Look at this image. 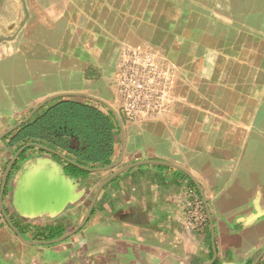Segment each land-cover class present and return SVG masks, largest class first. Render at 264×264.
<instances>
[{"label":"crops","instance_id":"1","mask_svg":"<svg viewBox=\"0 0 264 264\" xmlns=\"http://www.w3.org/2000/svg\"><path fill=\"white\" fill-rule=\"evenodd\" d=\"M137 46L170 72V113L125 122V140L117 122L111 163L94 168L121 159L107 170L78 174L25 148L0 206V264H207L213 245V264H254L264 251V0H0V193L30 144H11L24 124L3 135L51 96L116 107L118 60ZM143 161L187 170L202 192L175 167L144 164L95 199ZM191 192L208 217L202 231L187 225ZM14 229L29 242L71 235L31 245Z\"/></svg>","mask_w":264,"mask_h":264},{"label":"trees","instance_id":"2","mask_svg":"<svg viewBox=\"0 0 264 264\" xmlns=\"http://www.w3.org/2000/svg\"><path fill=\"white\" fill-rule=\"evenodd\" d=\"M119 133L117 121L109 110L70 97L55 100L37 111L29 122L14 131L11 144L21 143L24 147L28 143H38L55 147L72 154L79 164L94 169L111 163ZM10 136L12 133L7 138ZM73 137L80 141L78 150L70 148ZM71 167L78 174L88 173Z\"/></svg>","mask_w":264,"mask_h":264},{"label":"built area","instance_id":"3","mask_svg":"<svg viewBox=\"0 0 264 264\" xmlns=\"http://www.w3.org/2000/svg\"><path fill=\"white\" fill-rule=\"evenodd\" d=\"M115 82L116 103L126 120L141 124L170 113V72L152 50L143 46L124 49L118 60ZM185 208L188 227L202 231L208 217L197 193L189 194Z\"/></svg>","mask_w":264,"mask_h":264},{"label":"water","instance_id":"4","mask_svg":"<svg viewBox=\"0 0 264 264\" xmlns=\"http://www.w3.org/2000/svg\"><path fill=\"white\" fill-rule=\"evenodd\" d=\"M60 97H61V98H62V97H83V98H86V99H89V100H93V101H95V102H98V103L104 105V106H105V107H106V108H107V109H108V110L114 115V117L116 118V120H117V122H118V124H119V126H120V129H121V132H122L123 138H124V140H125V130H126V125H125V121H124V119H123V117H122L120 111L118 110V108H116V107H115L114 105H112L111 103H109V102H107V101H105V100H103V99H101V98H97V97H95V96H91V95L84 94V93H82V94H77V93H67V94H60V95H56V96H51L50 98L46 99L42 104H40V106L37 107V108L35 109V112H36L40 107H42L43 105H45L46 103H48L49 101H52V100H54V99H56V98H60ZM35 112L31 113V114L28 116V118H26L22 123H20V124H18L17 126L11 128V129H9V130H8L3 136H5V135L8 134V133L13 132L15 129L21 127L23 124H25L26 122H28V121L31 119V117L33 116V114H34ZM3 136H2V137H3ZM30 146H35V147L41 148V149H43V150H45V151H48V152H50V153H52V154H56V155L60 156L61 158H63L64 160H66L68 163H71V164H73L74 166H76L77 168H80V169H82V170H86V171H100V170H107V169H109V168H114V167L118 166V165L120 164V162H121V159H119L118 162H116L115 164H113V165L110 166V167L99 168V169H90V168H88V167L81 166V165H79V164H77V163H75V162L69 160V159L66 158L64 155H62V154H60V153H58V152H56V151H54V150H52V149H49V148L44 147V146H41V145H39V144L30 143V144L26 145L23 149H21V150L18 152V154H17L16 157L14 158L12 164H10V166L8 167V169H7V171H6V174H5V177H4V180H3V184H2L1 193H0V200H1V202H0V206H1V209H2V210H3L2 198H3L4 190H5V187H6V181H7V176H8V174H9V171H10V169H11L13 163L16 161L18 155H19V154H20L25 148L30 147ZM144 164H162V165H169V166L175 167V168H177V169H179V170L185 172L188 176H190V178H191L192 180H194V182L197 184L198 188L200 189V187H199L198 183L196 182V180L194 179V177H193V176H192L187 170H185V169H183V168H181V167H179V166H177V165L170 164V163H165V162L143 161V162H139V163L133 164V165H131V166H129V167H126V168L121 169L120 171L114 173L110 178H108V179H107V180H106V181L100 186L98 192L95 194V199L97 198V196H98L100 190H101V189H102V188H103L108 182H110V181L113 180L115 177H117L119 174H121L122 172H124L125 170H127V169H129V168H133V167L140 166V165H144ZM200 190H201V189H200ZM201 192H202V190H201ZM91 210H92V209H90V211H89V213H88V216L90 215ZM88 216H87V217H88ZM209 216H210V213H209ZM87 217H86L84 223H83L79 228H81V227L86 223V221L88 220ZM210 221H211V224H212L211 217H210ZM79 228H78V230H79ZM14 230H15V232L17 233V235L19 236V238H20L24 243H26V244H31V245H36V244H48V245H52V244H56V243H59V242L65 240L66 238H68V237L71 235V234H69V235H67V236H63V237H61V238H58V239H55V240H52V241H48V242H29V241H26V240L22 237V235H21L16 229H14ZM213 238H214V234H213ZM213 248H214V257H213V259H212L209 263H207V264H213V262L216 260V257H217V251H216L215 245H213ZM263 256H264V251L261 253V255L259 256V258L257 259V261H256L254 264H258V262L260 261V259H261Z\"/></svg>","mask_w":264,"mask_h":264},{"label":"rangeland","instance_id":"5","mask_svg":"<svg viewBox=\"0 0 264 264\" xmlns=\"http://www.w3.org/2000/svg\"><path fill=\"white\" fill-rule=\"evenodd\" d=\"M116 108H118L117 103H116ZM118 110H119V108H118ZM121 115H122V113H121ZM122 117H123L124 121L127 122L128 124H135V123H132V122L126 120L125 117H124L123 115H122Z\"/></svg>","mask_w":264,"mask_h":264}]
</instances>
